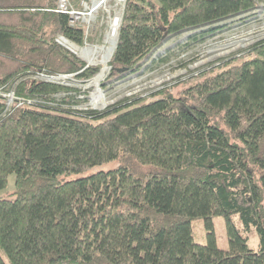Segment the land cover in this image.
Listing matches in <instances>:
<instances>
[{"label":"trees","instance_id":"1","mask_svg":"<svg viewBox=\"0 0 264 264\" xmlns=\"http://www.w3.org/2000/svg\"><path fill=\"white\" fill-rule=\"evenodd\" d=\"M59 1L0 0V190L15 174V191L0 196V264H264V40L179 82L194 80L177 95L173 86L75 111L50 104L71 86L35 78L86 81L101 69L57 41L91 40ZM255 5L126 0L112 74L136 68L167 36ZM216 216L228 249L217 245ZM197 217L204 244L193 235ZM252 227L257 250L244 234Z\"/></svg>","mask_w":264,"mask_h":264},{"label":"rangeland","instance_id":"2","mask_svg":"<svg viewBox=\"0 0 264 264\" xmlns=\"http://www.w3.org/2000/svg\"><path fill=\"white\" fill-rule=\"evenodd\" d=\"M254 1L256 5L249 11L212 24L183 30L167 36L145 61L132 70H128L125 73L118 72L116 75L112 74L111 69L105 71L100 78L99 86L109 104H106L108 105L106 108L95 107L91 99L97 89V85L94 83L96 77L93 80L86 81L77 80L75 77L68 79L66 83L74 91L54 95L56 100L50 104H58L62 108L75 111H103L124 99L135 100L140 97L157 94L166 89H171L173 86L174 88L171 93L177 95L178 92L189 87L194 80L179 82L223 60L238 55L240 52L249 49L255 43L264 40V0ZM124 3L123 0H89L87 11L90 10V14L85 15L83 22L79 23L86 25L85 32L91 40L86 41L82 45L78 44L79 46L75 48L72 47L77 52L76 55L78 57H87L85 58L87 61L94 59L101 68L104 67L100 61L107 56L109 49L113 46L112 41L118 36L117 34H113V23L116 19L115 17L122 13ZM244 39H248L245 42L249 43L246 47L222 55L226 50H231L233 47L226 48L227 44L238 41L241 44H245ZM216 55L222 56L209 60ZM204 60L209 61L197 68H192ZM35 78L43 79L41 75L35 76ZM157 79H164L165 81L158 85L151 84V81ZM177 83L179 84L177 85ZM128 92L132 94L126 95ZM166 94V92H162L161 96ZM6 97L10 99V104L15 101L13 92L6 94ZM68 97H71L70 100L67 103L64 102ZM115 166H117V162L112 160L105 164L95 166L86 173L68 176L66 180L85 176L92 172L105 171ZM14 191L15 174H11L7 187L0 190V196H5ZM233 218L236 225L243 228L238 214L233 215ZM213 224L218 247L228 249L229 240L225 218L223 216H216ZM192 228L194 238L198 243L204 244L208 242V231L202 217H197L192 220ZM244 234L250 236V247L257 250L260 247V240L255 228L252 227Z\"/></svg>","mask_w":264,"mask_h":264},{"label":"bare ground","instance_id":"3","mask_svg":"<svg viewBox=\"0 0 264 264\" xmlns=\"http://www.w3.org/2000/svg\"><path fill=\"white\" fill-rule=\"evenodd\" d=\"M248 39H244V43L247 41ZM249 43H245V44H241L239 41L238 42H230L229 44L226 45V48L230 47V46H233L231 50H226L222 55H226V54H229L230 52L232 51H235L239 48H244L248 45ZM112 48V47H111ZM111 48L109 49V52L107 54V56L104 57V59L102 61H100V63H102L104 66L107 65V58H108V55L111 51ZM222 55H216L215 57H212L211 59L209 60H213V59H216ZM209 60H204V61H201L199 63H197L195 66H193L192 68H197L198 66H201L203 65L204 63H206L207 61ZM93 61H96V60H93ZM104 72H102L99 76H97L95 79H94V83H96L97 85V89H96V92L94 93V95H92L91 99H92V102L94 104L95 107H103L105 106L106 104H108L107 100H106V97L103 95V91H101V88L99 86V81H100V78L103 76ZM163 81H165L164 79H157V80H154V81H151V84L153 85H158L159 83H162ZM132 93L128 92L126 95H130ZM122 97V96H121ZM119 97V98H121ZM115 101V100H114ZM113 101V102H114ZM112 102V101H111Z\"/></svg>","mask_w":264,"mask_h":264},{"label":"built area","instance_id":"4","mask_svg":"<svg viewBox=\"0 0 264 264\" xmlns=\"http://www.w3.org/2000/svg\"><path fill=\"white\" fill-rule=\"evenodd\" d=\"M125 2V0H123ZM81 3L85 6L84 9H78L75 6L70 4V0H60L58 10L61 13H67L71 16V23L72 24H80L79 22H83V19H85V15L90 14V10L87 11V4L88 0H82ZM121 17L122 13L118 16H116L115 21L113 23V34H117L119 32L120 24H121ZM84 27H86L85 24H83ZM57 41L60 44L67 45V41L63 37H59Z\"/></svg>","mask_w":264,"mask_h":264},{"label":"water","instance_id":"5","mask_svg":"<svg viewBox=\"0 0 264 264\" xmlns=\"http://www.w3.org/2000/svg\"><path fill=\"white\" fill-rule=\"evenodd\" d=\"M65 40L68 42V44L67 45H64V46L67 49H69L72 53L77 54V52L72 48V47H75L76 46L75 43L69 41L68 39H65ZM112 43H113V46H112L111 51H110V53L108 55L107 62H109L111 60L112 55L114 53V50L117 47V44H118V36L112 41ZM149 55L145 58V60L149 57ZM85 61L87 62L86 67H88L89 65L98 64L97 61H93V60H88L87 61V59H85ZM110 69H111V66L109 64H107L106 66H104V67H102L100 69V72H105V71H108ZM100 72L95 77H97L100 74ZM41 76L43 78H45L47 81L56 82V83H62V84H67L66 81L68 79L74 77L75 74H60V75H51V76H48V75H45V74H41ZM95 77H93V78H91L89 80H93ZM108 105L103 106L102 109L106 108Z\"/></svg>","mask_w":264,"mask_h":264}]
</instances>
